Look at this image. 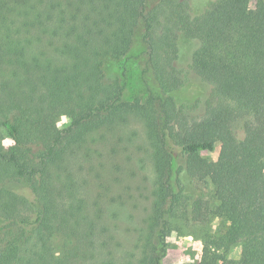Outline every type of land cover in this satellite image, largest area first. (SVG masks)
Listing matches in <instances>:
<instances>
[{
	"label": "trees",
	"instance_id": "obj_1",
	"mask_svg": "<svg viewBox=\"0 0 264 264\" xmlns=\"http://www.w3.org/2000/svg\"><path fill=\"white\" fill-rule=\"evenodd\" d=\"M139 23L160 92L153 113L146 109L148 138L163 157L154 156L156 175L143 188L154 222L135 229L137 264H162L167 212L200 216L199 197L170 183L176 159L178 183L210 178L219 200L212 212L228 220L230 234L254 237L258 253L227 259L213 250L219 240L206 238L200 261L178 264H264V20L244 0H211L199 13L191 0H0V127L15 142L0 140V264L97 259L91 240L118 217L122 196L109 199L99 183L97 199L86 196L95 147L82 127L118 125L122 87L105 83L103 59L125 55ZM192 79L208 95L181 100ZM45 110L69 115V125L38 135ZM216 143L212 170L201 152ZM57 233L73 238L60 255L52 248Z\"/></svg>",
	"mask_w": 264,
	"mask_h": 264
},
{
	"label": "rangeland",
	"instance_id": "obj_2",
	"mask_svg": "<svg viewBox=\"0 0 264 264\" xmlns=\"http://www.w3.org/2000/svg\"><path fill=\"white\" fill-rule=\"evenodd\" d=\"M191 1L195 12L199 13L211 0ZM244 2L248 11L264 20V0H244ZM138 25L137 30L132 34L133 43L130 50L121 57L106 56L102 64L105 83H117L122 87L121 107L117 115L119 126L111 125L105 127L107 129H97L96 126L91 125L82 127L83 133L90 138L91 145L95 147L93 159L89 164L94 172L89 176L96 177V180L92 183V191L86 196L89 200L97 199L95 191L98 190L99 184L109 186L110 192L107 194L109 199L116 197L117 194L122 196L120 207L114 204L118 217L112 220L108 230H100V234H96L91 240L94 245L91 244L90 247L96 249L97 259L90 260V258L88 264H98L111 257L115 261L118 260L117 264H137L142 244L136 236L135 229L150 230L148 225L154 222L152 213L148 209L149 197L143 193V188L144 185L147 188L146 183L149 182L147 180L153 179L156 175L154 156L159 155L162 158L163 154L157 153V148L148 138L146 109H152V102L157 101L155 98L160 92L147 66V43L143 38L144 25L142 23ZM189 47L190 44L185 51ZM189 82V88L180 92L181 100L204 98L208 95L209 88L200 80L192 79ZM48 111L45 110V114H40L35 120L38 135L49 134L56 129L67 127L70 123L69 115L58 114L56 118L47 117ZM151 112L153 113V110ZM6 133V129L0 127L2 144L5 147L15 145L14 140ZM219 150L220 144L216 143L215 150L201 152L212 170L217 167ZM123 164L125 171L121 169ZM170 169L169 180L173 190L177 191L184 186V192L199 197L201 212L196 220L181 214V211L176 212L177 214L171 211L165 214L169 223L167 228L169 232H167L166 246L160 250L162 264L200 261L206 238L211 241L218 239L219 244H214L213 250L227 259H257L255 238L230 234L228 220L212 212L219 200L215 196V187L210 178L197 176L194 179L185 178L184 184L178 183L177 172L180 169L178 159L173 162ZM84 173L85 170L81 173L77 170L75 172L76 175ZM64 178L65 175L62 176V179ZM165 207L167 209L170 207L169 198ZM72 242L73 238L67 233H57L53 236L52 248L57 255H60Z\"/></svg>",
	"mask_w": 264,
	"mask_h": 264
}]
</instances>
